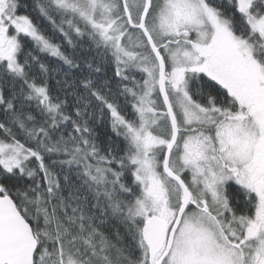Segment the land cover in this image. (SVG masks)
<instances>
[{
    "label": "snow or ice",
    "instance_id": "obj_1",
    "mask_svg": "<svg viewBox=\"0 0 264 264\" xmlns=\"http://www.w3.org/2000/svg\"><path fill=\"white\" fill-rule=\"evenodd\" d=\"M0 264H264V0H0Z\"/></svg>",
    "mask_w": 264,
    "mask_h": 264
},
{
    "label": "trees",
    "instance_id": "obj_2",
    "mask_svg": "<svg viewBox=\"0 0 264 264\" xmlns=\"http://www.w3.org/2000/svg\"><path fill=\"white\" fill-rule=\"evenodd\" d=\"M28 2L30 3L31 0H28ZM109 74H111V72ZM97 132L100 135L101 142H103L105 135L106 134H110V129H108V128L104 127V126H100V127L97 128Z\"/></svg>",
    "mask_w": 264,
    "mask_h": 264
}]
</instances>
